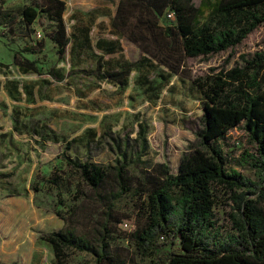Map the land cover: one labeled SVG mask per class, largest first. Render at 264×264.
<instances>
[{
  "label": "rangeland",
  "instance_id": "374dc122",
  "mask_svg": "<svg viewBox=\"0 0 264 264\" xmlns=\"http://www.w3.org/2000/svg\"><path fill=\"white\" fill-rule=\"evenodd\" d=\"M117 1L67 0L65 22L72 42L66 55L60 56L47 39L52 22L41 16L33 28L23 25L19 11L32 0H0V7L4 5L14 16V26L0 19V264H55L53 248L42 240L43 234L68 225L93 239L106 223L108 206L64 163V152L81 161L114 164L116 154L109 150L105 133L132 143L143 123L148 126L149 141L145 159L169 162L177 173L183 154L198 143L202 96L188 78L170 75L157 64L140 63L129 87L121 90L92 74L98 57L104 58L109 70L141 60L140 50L126 40L119 42L115 53L102 49L101 43L112 40L110 20ZM195 2L199 5L201 0ZM37 32L42 38H37ZM90 33L91 41L85 36ZM256 53H264V25L233 49L188 59L186 72L203 77L212 69L241 64L242 57ZM16 55L35 61L40 74L25 73L15 64ZM223 146L230 155V169L255 179L253 171L236 162L246 151L256 152L244 126L231 131ZM58 176L78 185L80 192L63 188L60 196L48 182ZM216 197L218 226L229 230L234 212L231 193L218 189ZM140 207V200L128 195L112 211L125 222L110 223L109 251L127 264L150 263L127 236L136 229ZM167 250L181 252V247L177 244ZM68 264H95V260L75 253Z\"/></svg>",
  "mask_w": 264,
  "mask_h": 264
},
{
  "label": "trees",
  "instance_id": "16d2710c",
  "mask_svg": "<svg viewBox=\"0 0 264 264\" xmlns=\"http://www.w3.org/2000/svg\"><path fill=\"white\" fill-rule=\"evenodd\" d=\"M3 7L0 19L13 25L12 11ZM66 11L67 0H32L19 15L25 28H33L41 16L52 22L47 39L64 56L72 42ZM171 14L173 18H169ZM163 20L169 23L163 24ZM262 25L264 0H201L199 5L195 0H119L112 30L140 50L141 60L109 70L104 58L98 57L92 74L121 90L129 87L140 63L157 64L170 75L188 78L202 96L198 143L183 154L177 173L169 162L145 159L149 141L148 126L143 123L132 143L105 133L109 150L116 154L114 164L81 161L64 152V163L109 211L93 239L68 225L43 234L42 240L53 248L55 264H68L75 253L91 255L95 264H127L110 253L109 238L113 234L110 223L125 222L112 211L128 195L140 200L142 214L135 231L127 236L137 252L150 259L149 264H264V53L242 57L241 64L212 69L203 77L186 72L188 59L233 49ZM118 48L111 46L108 53ZM15 64L25 73L40 74L35 61L16 55ZM241 126L256 152L246 151L236 162L253 171L255 179L231 170L230 155L224 151L229 133ZM48 182L60 196L63 188L72 192L75 187L80 192L78 185L61 176ZM218 189L231 193L233 203L231 226L225 231L215 214ZM177 244L181 252L167 250Z\"/></svg>",
  "mask_w": 264,
  "mask_h": 264
},
{
  "label": "crops",
  "instance_id": "0c3cea01",
  "mask_svg": "<svg viewBox=\"0 0 264 264\" xmlns=\"http://www.w3.org/2000/svg\"><path fill=\"white\" fill-rule=\"evenodd\" d=\"M103 1V0H102ZM118 3H119V0L117 1V3H116V8H117V5H118ZM115 14H116V12H115ZM115 14H113L112 16H111V20L113 19V17L115 16ZM111 20H110V22H111ZM110 32H111V37H112V40H109V41H106L105 43H101L102 44V46H103V48L102 49H104V50H106L107 52L109 51V49L111 48V46H118L119 45V42H122L123 40H126V39H124V38H121L119 35H116V34H114V32H113V30H112V27L110 26ZM70 36V35H69ZM85 36H86V40L89 38L90 39V41H91V38H92V35H91V33L89 34V37H88V35H86L85 34ZM91 36V37H90ZM74 38L75 39H78L79 38V35L78 34H75L74 35ZM127 41V40H126ZM87 42V41H86ZM85 42V43H86ZM85 43H83V44H85ZM130 43V42H129Z\"/></svg>",
  "mask_w": 264,
  "mask_h": 264
},
{
  "label": "built area",
  "instance_id": "2783aa9c",
  "mask_svg": "<svg viewBox=\"0 0 264 264\" xmlns=\"http://www.w3.org/2000/svg\"><path fill=\"white\" fill-rule=\"evenodd\" d=\"M169 18H173V15H169ZM37 38H42V34L40 32H37ZM164 240V238H162Z\"/></svg>",
  "mask_w": 264,
  "mask_h": 264
}]
</instances>
